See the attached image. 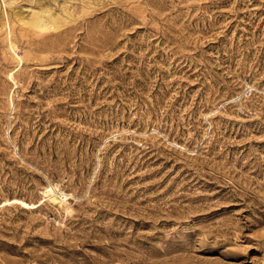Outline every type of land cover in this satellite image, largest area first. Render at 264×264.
<instances>
[{
	"label": "rangeland",
	"instance_id": "rangeland-1",
	"mask_svg": "<svg viewBox=\"0 0 264 264\" xmlns=\"http://www.w3.org/2000/svg\"><path fill=\"white\" fill-rule=\"evenodd\" d=\"M0 264H264V0H0Z\"/></svg>",
	"mask_w": 264,
	"mask_h": 264
},
{
	"label": "bare ground",
	"instance_id": "bare-ground-1",
	"mask_svg": "<svg viewBox=\"0 0 264 264\" xmlns=\"http://www.w3.org/2000/svg\"><path fill=\"white\" fill-rule=\"evenodd\" d=\"M58 191H59V189H58ZM58 194L59 193H56L55 191H51L50 192V195H49V199H47V201L48 200H50V202L52 203V204H56V205H58V203H60L61 204V199L63 198H65V195H61V198H59V196H58ZM62 194V193H61ZM45 195V194H44ZM63 202V201H62Z\"/></svg>",
	"mask_w": 264,
	"mask_h": 264
}]
</instances>
